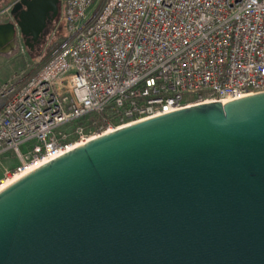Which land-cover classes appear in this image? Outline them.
Here are the masks:
<instances>
[{"label": "water", "instance_id": "water-1", "mask_svg": "<svg viewBox=\"0 0 264 264\" xmlns=\"http://www.w3.org/2000/svg\"><path fill=\"white\" fill-rule=\"evenodd\" d=\"M1 1V0H0ZM0 25L31 51L60 0ZM0 264H264V92L118 129L0 193Z\"/></svg>", "mask_w": 264, "mask_h": 264}, {"label": "built area", "instance_id": "built-area-1", "mask_svg": "<svg viewBox=\"0 0 264 264\" xmlns=\"http://www.w3.org/2000/svg\"><path fill=\"white\" fill-rule=\"evenodd\" d=\"M60 4L67 40L0 87V188L118 129L264 92V0ZM91 113L98 130L79 125Z\"/></svg>", "mask_w": 264, "mask_h": 264}, {"label": "rangeland", "instance_id": "rangeland-1", "mask_svg": "<svg viewBox=\"0 0 264 264\" xmlns=\"http://www.w3.org/2000/svg\"><path fill=\"white\" fill-rule=\"evenodd\" d=\"M18 0H1L0 12L14 5ZM13 17L11 14H6L0 19V24L13 23ZM68 38L67 27L63 21V12L60 4V14L58 19L49 27L45 36L44 42L35 47L34 51H31L25 46V41L20 30L17 28V35L14 38V45L6 51L0 52V87L4 85L8 80L12 79L16 74L24 71L28 65L34 62V59L39 55L45 57L54 53L59 46ZM27 147L23 148L26 152ZM12 156V154H8ZM5 159L0 162V180L3 179V169L6 166Z\"/></svg>", "mask_w": 264, "mask_h": 264}, {"label": "trees", "instance_id": "trees-1", "mask_svg": "<svg viewBox=\"0 0 264 264\" xmlns=\"http://www.w3.org/2000/svg\"><path fill=\"white\" fill-rule=\"evenodd\" d=\"M57 20V19H56ZM55 20V21H56ZM55 21H51L49 22V27H51L53 25V23H55ZM107 116V114H95V113H91L89 114L86 118H84L83 120L79 121V125H84V126H94V130H98L104 123H105V117Z\"/></svg>", "mask_w": 264, "mask_h": 264}, {"label": "bare ground", "instance_id": "bare-ground-1", "mask_svg": "<svg viewBox=\"0 0 264 264\" xmlns=\"http://www.w3.org/2000/svg\"><path fill=\"white\" fill-rule=\"evenodd\" d=\"M38 167L40 168V167H42V166H41V165H38L37 167H35V168H33L32 170H30V172H28V173H31V172L35 171L36 169H38ZM25 175H28V174H25ZM22 177H24V175H23ZM22 177H18L17 179H15V180H13V181L7 183V184H4L3 187L0 188V193H1L2 191H4L5 189H7L9 186H11L13 183H15L16 181H18L19 179H21Z\"/></svg>", "mask_w": 264, "mask_h": 264}, {"label": "flooded vegetation", "instance_id": "flooded-vegetation-1", "mask_svg": "<svg viewBox=\"0 0 264 264\" xmlns=\"http://www.w3.org/2000/svg\"><path fill=\"white\" fill-rule=\"evenodd\" d=\"M12 15V14H11ZM12 17H13V20H14V22L13 23H15V18H14V16L12 15ZM49 23V22H48ZM7 24H9V23H7ZM48 26H49V24L47 25V28H46V30H45V32H44V35H43V38L40 40V43L39 44H37V46H39V45H41L43 42H44V40H45V36H46V34H47V31H48ZM16 35H17V32H16ZM16 37V36H15ZM23 39H24V37H23ZM3 41V40H2ZM1 40H0V43L2 42ZM11 47H13V45H14V40L11 42ZM36 46V47H37Z\"/></svg>", "mask_w": 264, "mask_h": 264}]
</instances>
